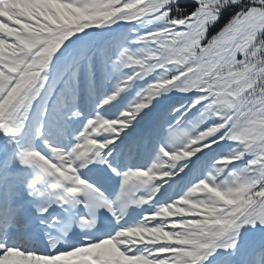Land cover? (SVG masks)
<instances>
[{
	"label": "snow or ice",
	"instance_id": "6c2138e0",
	"mask_svg": "<svg viewBox=\"0 0 264 264\" xmlns=\"http://www.w3.org/2000/svg\"><path fill=\"white\" fill-rule=\"evenodd\" d=\"M0 264H264V0H0Z\"/></svg>",
	"mask_w": 264,
	"mask_h": 264
}]
</instances>
